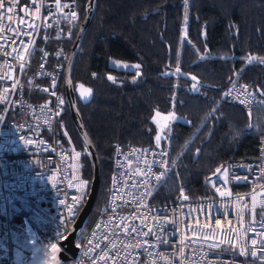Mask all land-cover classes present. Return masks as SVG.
I'll use <instances>...</instances> for the list:
<instances>
[{
    "label": "built area",
    "instance_id": "built-area-1",
    "mask_svg": "<svg viewBox=\"0 0 264 264\" xmlns=\"http://www.w3.org/2000/svg\"><path fill=\"white\" fill-rule=\"evenodd\" d=\"M76 21L73 0H0V264H35L66 237L88 190L58 90ZM224 95L245 109L257 101L241 84ZM167 169L159 145L113 143L105 201L65 264H117L118 248L119 264H264V140L254 159L225 163L208 196L191 199L180 187L174 201L151 203ZM123 225L142 232L127 233Z\"/></svg>",
    "mask_w": 264,
    "mask_h": 264
},
{
    "label": "trees",
    "instance_id": "trees-1",
    "mask_svg": "<svg viewBox=\"0 0 264 264\" xmlns=\"http://www.w3.org/2000/svg\"><path fill=\"white\" fill-rule=\"evenodd\" d=\"M77 21L65 44L67 57L87 0H73ZM95 0L71 69V85L91 89L75 101L99 163V186L87 226L107 195L112 145H155L152 113L184 118L170 124L159 146L168 169L150 202L170 203L184 187L191 199L211 194L210 182L225 163L254 159L264 140V0ZM110 60L136 63L138 72ZM111 77L112 79H109ZM195 78V81L191 78ZM63 70L58 90L63 96ZM230 84L256 96L249 109L227 100ZM64 100V98H63ZM63 118L73 145L82 150V174L91 164L64 101Z\"/></svg>",
    "mask_w": 264,
    "mask_h": 264
},
{
    "label": "water",
    "instance_id": "water-1",
    "mask_svg": "<svg viewBox=\"0 0 264 264\" xmlns=\"http://www.w3.org/2000/svg\"><path fill=\"white\" fill-rule=\"evenodd\" d=\"M95 6V0H87L84 11H83V18L81 22L79 23L74 39L72 41V44L69 48L66 62L63 70V98L65 101V104L67 106L69 118L71 120V123L73 125V128L75 129L82 145L85 150L86 155L88 156L91 164V177L89 180V186L87 193L85 195L84 201L79 208V211L77 212L72 224L69 227V230L66 234V237L60 241L57 245V248L59 251H56L52 247L46 252L47 253V259L45 260L44 264H65L70 259L71 256L75 253V237L78 235L80 230L83 228V226L86 223V219L89 217L92 208L93 203L98 191L99 186V163L97 159L96 152L89 141L80 116L78 115V112L76 110V104H75V96L77 97V101L80 103H85L89 100L91 94L85 99L82 97L81 93L83 89H90L87 86H84L81 83H76L74 86L71 85L70 80V74L72 65L74 62V58L76 56L77 51L79 50L81 41L83 39L84 33L89 25V22L91 20L93 10ZM195 81V79L191 78ZM81 85H83V89H81ZM43 256V255H42ZM42 256L37 260L35 264H40V261L42 259Z\"/></svg>",
    "mask_w": 264,
    "mask_h": 264
},
{
    "label": "snow or ice",
    "instance_id": "snow-or-ice-1",
    "mask_svg": "<svg viewBox=\"0 0 264 264\" xmlns=\"http://www.w3.org/2000/svg\"><path fill=\"white\" fill-rule=\"evenodd\" d=\"M185 3H187V0H185ZM49 7H51V6H49ZM8 11L11 12V11H12V8L9 7V8H8ZM73 16H75L74 13H73ZM257 60H258L260 63H264V59H262V58L253 57V56H249V57H248V61H249V63H251V62H253V61H257ZM21 67H23V65H21ZM134 67H139V66L136 65V66H134ZM109 79H112V78L109 77ZM193 79H195V78L193 77ZM53 83H55V81H53ZM81 89H83V85H81ZM43 91L47 92L48 89H43ZM90 94H91V89H83V91H82V93H81L82 97H84L85 99H86ZM53 95H54V93H53ZM262 95H264V93H262ZM60 103L63 104L64 101L61 100ZM241 103H244V101H241ZM157 114H159V113H157ZM161 139H162V137L159 136V135L156 137L157 144H159V141H160ZM29 143H31V142L29 141ZM76 155L79 156L80 153H76ZM220 171H221V169H219V168L216 169V172H217V173H219ZM225 175H227V170H226V169H225ZM157 179H159V178H157ZM220 182H226V181H224V180L221 178ZM69 187H75V185H73V184L70 183V184H69ZM216 190H217V192H219V194H220L221 197H225V196H228V195H229L228 192L220 191L219 188H217ZM184 199L186 200L187 197H184ZM74 202H75V200H74ZM139 202H140V201H136V203H139ZM61 203L63 204L64 202L61 201ZM69 210L71 211V209H69ZM261 223L264 224V216H261ZM216 225H217L218 228L221 227V224H220V221H219V220L216 221ZM99 227H100V226H98V228H99ZM123 227H124V229H125V232H127V233H140V232H142V229H141V228H137V227H135V226L131 227L130 229L127 227V225H123ZM204 227H208V226L205 225ZM197 229H198V230H202V229L200 228L199 222H197ZM229 230H231V229H229ZM151 232H152V230L149 229L148 232H143L142 234H143L144 236H148ZM113 236H115V232H113ZM102 238H103V237H102ZM157 240H158L160 243H169L167 240H161L159 237H157ZM97 243H99V240H97ZM111 243H112L111 238H108V242L105 243V244L103 245V247L100 249V251H103L104 249L108 248V247H109V244H111ZM223 243H224L223 241H220L219 243H217V242H213V243L210 245V247H211L212 249H216V248H219L220 245L223 244ZM255 243H256V241L254 240V241H253V244H255ZM261 244L264 245V241H261ZM51 247H52L53 249H55L56 251H59V249L57 248V245H56V244H52ZM137 247H139V245H137ZM113 248H115V245H113ZM123 250H124L123 248H118V249L115 250V252H113V257H115V259L117 260V264H119L120 259H121V258L119 257V255H118V253L121 252V251H123ZM87 254H88V253H85V255H87ZM262 254H264V253H262ZM251 255H252L254 258H258L256 252H252ZM110 258H111V257H110ZM101 259H103V258H101ZM124 259L126 260V257H125Z\"/></svg>",
    "mask_w": 264,
    "mask_h": 264
},
{
    "label": "rangeland",
    "instance_id": "rangeland-1",
    "mask_svg": "<svg viewBox=\"0 0 264 264\" xmlns=\"http://www.w3.org/2000/svg\"><path fill=\"white\" fill-rule=\"evenodd\" d=\"M186 10H187V3H185L183 6L184 16H185ZM261 58L264 59V57H261ZM109 64L115 68H118V69L135 71L136 73L138 72V67H134L137 64L133 63V62L122 61V60H110ZM157 113H159V114H157ZM151 120L154 123L155 129H156L153 143L155 145H158L157 141H156V137L158 135L161 136L162 139L164 137H166L170 124L174 121H184V118H182L178 115H175L172 112L162 113L159 111H154L152 113ZM184 190H185V188H184ZM185 192L187 194L186 190H185ZM187 196L190 198V196L188 194H187Z\"/></svg>",
    "mask_w": 264,
    "mask_h": 264
},
{
    "label": "clouds",
    "instance_id": "clouds-1",
    "mask_svg": "<svg viewBox=\"0 0 264 264\" xmlns=\"http://www.w3.org/2000/svg\"><path fill=\"white\" fill-rule=\"evenodd\" d=\"M30 243H35V241H31L30 240ZM48 246V244H47V242H45L44 243V247H47ZM42 252H43V248H42ZM47 259V253L46 252H44L43 253V256H42V259H41V261H40V264H44V262H45V260Z\"/></svg>",
    "mask_w": 264,
    "mask_h": 264
},
{
    "label": "flooded vegetation",
    "instance_id": "flooded-vegetation-1",
    "mask_svg": "<svg viewBox=\"0 0 264 264\" xmlns=\"http://www.w3.org/2000/svg\"><path fill=\"white\" fill-rule=\"evenodd\" d=\"M75 99H76V101H77V97L75 96Z\"/></svg>",
    "mask_w": 264,
    "mask_h": 264
},
{
    "label": "bare ground",
    "instance_id": "bare-ground-1",
    "mask_svg": "<svg viewBox=\"0 0 264 264\" xmlns=\"http://www.w3.org/2000/svg\"><path fill=\"white\" fill-rule=\"evenodd\" d=\"M259 147V146H258ZM239 160H242V159H239ZM244 160H246V159H244Z\"/></svg>",
    "mask_w": 264,
    "mask_h": 264
}]
</instances>
